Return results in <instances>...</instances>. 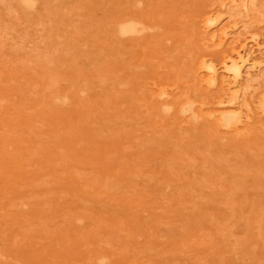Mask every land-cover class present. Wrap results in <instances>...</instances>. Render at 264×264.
Masks as SVG:
<instances>
[{"label": "rangeland", "instance_id": "rangeland-1", "mask_svg": "<svg viewBox=\"0 0 264 264\" xmlns=\"http://www.w3.org/2000/svg\"><path fill=\"white\" fill-rule=\"evenodd\" d=\"M0 259L264 264V0H0Z\"/></svg>", "mask_w": 264, "mask_h": 264}, {"label": "bare ground", "instance_id": "bare-ground-1", "mask_svg": "<svg viewBox=\"0 0 264 264\" xmlns=\"http://www.w3.org/2000/svg\"><path fill=\"white\" fill-rule=\"evenodd\" d=\"M22 3L24 4H30L31 3V0H21ZM35 3V2H34ZM29 6V5H28ZM35 6V5H34ZM127 14V13H125ZM123 15V14H122ZM137 19H134V18H127V19H123V20H120L118 21L114 26V31L117 33V32H121L122 34H131V35H139V34H143V33H146V30L148 29L147 26H144L143 23L139 20H137L141 25H143V27L140 26V24L138 25V22L136 21ZM211 22V21H210ZM129 24V25H128ZM128 25V26H127ZM146 35H149V33H146ZM140 43V42H139ZM137 43V44H139ZM237 52V51H236ZM242 53V52H241ZM249 54V53H248ZM247 54V55H248ZM233 58V57H232ZM236 58V57H235ZM246 58H248V56H246ZM255 59V58H254ZM253 59V60H254ZM223 60V58H222ZM227 60V59H225ZM224 60V61H225ZM229 60V59H228ZM231 62V65H232V69H234V73L236 76H239L242 74L243 72V63H246V61L244 59H240V60H237V59H233L230 61ZM253 62V61H252ZM121 63V62H120ZM210 63V62H209ZM209 63H205L204 64V68L207 69L208 71V77L209 79L211 80L214 76V73H215V63L214 65L212 64H209ZM217 66V65H216ZM212 75V76H211ZM159 95V94H158ZM4 258V257H3ZM1 260V259H0ZM11 263V262H10ZM8 263V264H10Z\"/></svg>", "mask_w": 264, "mask_h": 264}]
</instances>
